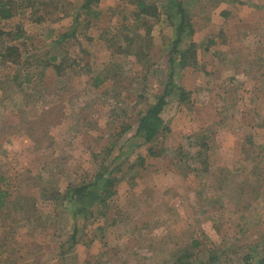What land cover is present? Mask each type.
<instances>
[{
  "label": "rangeland",
  "instance_id": "obj_1",
  "mask_svg": "<svg viewBox=\"0 0 264 264\" xmlns=\"http://www.w3.org/2000/svg\"><path fill=\"white\" fill-rule=\"evenodd\" d=\"M61 1L58 8L62 5L66 17L24 24L27 36L19 42L26 64L19 78L16 67L0 63V186L14 207L29 200L23 201V213L0 209V240L14 250L0 255V262L9 257L16 264H164L191 238L199 241L202 260L207 251L226 248L219 264H241L240 257L256 244L259 253L264 248V0H193L198 65L175 75V83L191 95L164 111L168 131L152 145L160 153L154 158L145 148L127 153L137 112L153 103L167 73L163 53L170 31L164 17L153 23L149 49L152 69L158 67L160 75L147 76V100L137 106L146 71L114 47L122 46V35L133 28L127 0H99L92 6L98 18L82 12L75 25L73 15L83 0ZM28 17V10L19 11L0 28L13 30ZM73 29L75 40L60 38ZM52 50L59 51L56 63L67 56L60 77L44 66ZM101 70L121 79L91 87V77ZM27 73L29 82L23 80ZM118 117L131 127L121 138ZM199 143L205 146V171L189 161ZM112 144L113 155L123 146V172L104 210L108 216L94 221V204L84 235L70 248L66 202L47 200L44 189L62 192L68 183L91 176ZM137 153L145 157L142 166ZM110 216L117 220L112 226Z\"/></svg>",
  "mask_w": 264,
  "mask_h": 264
},
{
  "label": "trees",
  "instance_id": "obj_2",
  "mask_svg": "<svg viewBox=\"0 0 264 264\" xmlns=\"http://www.w3.org/2000/svg\"><path fill=\"white\" fill-rule=\"evenodd\" d=\"M157 1L158 0H127V8L132 11L131 26L133 28L130 31V35L128 32L122 35L124 40L122 46L114 45L116 53H124L127 56H132L134 59L132 61L137 63L142 70L146 71V74L141 77V84L144 85L148 75H160V69H158V67L152 69L154 65L151 63V58L149 57L153 23L158 22L161 17H164L166 24L169 26V48L163 53L167 62V73L164 74L161 80L162 85L159 84L160 91L154 97L152 104L146 103L147 97H143L146 90L145 85L141 91L136 94L138 100L136 103L137 106L145 102V109L137 112L134 133L130 139H128L130 141V148L127 156L136 153L135 151L141 148H145L146 155L150 158L160 156L159 151L154 149L152 145L155 144V141L162 133L168 131L167 122L163 118L164 111L170 104H185L189 101L191 95L190 91L175 83V75L181 69L183 70L187 67L193 68L198 65L197 45L192 40L194 29L190 17V10L195 0H164L160 2V5H158L159 3H157ZM98 2L99 0H83L81 8L73 15L74 25L77 23L78 16L82 12H84L85 16H92L95 19L98 18L99 12L92 9V6L97 5ZM59 3H63V1L0 0V22L13 19L17 16L19 11H29L28 21L22 20L13 30L4 31L0 28V63L9 64L18 69L14 75L15 79L16 76L19 78V70L26 64L25 57L20 49L23 44L19 42L27 36L24 31V24L26 22L41 24L44 19L50 18L49 16L52 15H56L55 19H53L54 21L61 20L67 15L65 12L60 11V8L63 7L61 5V7L58 8ZM89 24V22H86L84 28H87ZM75 33L76 30L73 29L70 34L60 35V38L65 39L69 36L75 40ZM212 42V40L208 41L205 50L208 49V46ZM56 51L57 50H52V55H50L44 66L48 65L52 67L55 75L60 77L65 68L67 56L64 55L65 57H61L56 63L59 52ZM72 63L77 65L76 60L72 61ZM31 78L32 76L27 73L23 80L29 82ZM120 79V74L118 73L115 74L111 71L105 72V70H101L96 76L91 77L90 85L93 88H98L106 80L119 81ZM134 83H136L135 79L131 78L130 85L132 84L134 87ZM135 93L134 91V94ZM117 119L121 120V127L117 134V137L121 138L131 127L128 123L124 122V118L118 117ZM128 140H126V142ZM113 143L117 142L115 141ZM199 144L197 154L190 158L189 161H197L200 165V169L205 171L208 165L205 153L201 150L204 144ZM114 145L115 144H112L107 147L105 157H102L99 166L91 176L83 179L77 184L68 183L62 192L55 189L51 190L50 188L44 189L46 190L45 197L47 200L55 202L59 206H62L63 202H66V206L62 207V212L65 214L66 218L69 219L72 227L67 239V241L70 242V248L76 244V240L80 235H84L88 220L94 215V209L92 208L94 204H96L95 206L98 209L97 218H94V221L98 218H106L108 216L104 210L108 204L107 202L116 195V185L121 181V177H117V175L123 172V161L120 160L123 153V146L117 147V153L113 155V149H115ZM184 158L187 159L186 157ZM136 159L139 165L142 166L145 157L137 153ZM184 163H186V161H184ZM0 182L2 183L3 180L0 179ZM7 198L8 192L4 191L0 186V209L4 208L6 211L13 210L18 213H23V201H29L28 198L25 197L21 200L22 203H15L14 207L12 202ZM32 209L35 210L34 204L32 205ZM27 220H29L30 223L33 222L31 218L26 219V222ZM108 220L109 226L114 225L117 221L116 217L112 216L108 217ZM81 221L83 225L79 227L78 225ZM99 229L103 230V227H99ZM59 247L62 248L63 245L61 244ZM199 247V241L191 238L189 244L175 251L172 254L171 261L164 264H219V259L226 249L222 248L221 250L213 249L214 251H207L205 260H202V250H199ZM257 248L258 244L253 247L251 246L248 252L240 257L239 260L241 264H264V248H262L259 253L255 252ZM8 249L10 250L8 251ZM7 252L8 254H13L14 250L11 249V247L5 243V239L2 238V240H0V255ZM2 261L3 262H0V264H16V262L11 261L9 257L2 259Z\"/></svg>",
  "mask_w": 264,
  "mask_h": 264
}]
</instances>
